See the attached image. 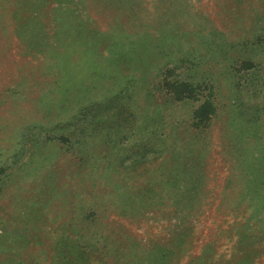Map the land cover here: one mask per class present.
Instances as JSON below:
<instances>
[{"label":"rangeland","instance_id":"obj_1","mask_svg":"<svg viewBox=\"0 0 264 264\" xmlns=\"http://www.w3.org/2000/svg\"><path fill=\"white\" fill-rule=\"evenodd\" d=\"M0 264H264V0H0Z\"/></svg>","mask_w":264,"mask_h":264},{"label":"trees","instance_id":"obj_2","mask_svg":"<svg viewBox=\"0 0 264 264\" xmlns=\"http://www.w3.org/2000/svg\"><path fill=\"white\" fill-rule=\"evenodd\" d=\"M203 108H209L208 107V105L207 104H203L200 108H199V110H201V109H203ZM195 118L197 119V123H199L200 122V119H201V117L198 115V114H196L195 115ZM206 118L208 119V120H206V121H209V116L206 114ZM199 124H204V123H199ZM65 138H67V137H65ZM254 236V235H253ZM254 238V237H253ZM256 239H261V238H257V237H255Z\"/></svg>","mask_w":264,"mask_h":264}]
</instances>
